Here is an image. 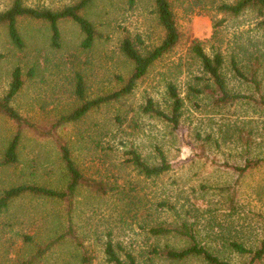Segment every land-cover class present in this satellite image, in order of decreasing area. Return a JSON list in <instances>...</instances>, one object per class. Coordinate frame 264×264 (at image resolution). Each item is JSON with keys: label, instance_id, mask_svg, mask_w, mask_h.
<instances>
[{"label": "rangeland", "instance_id": "1", "mask_svg": "<svg viewBox=\"0 0 264 264\" xmlns=\"http://www.w3.org/2000/svg\"><path fill=\"white\" fill-rule=\"evenodd\" d=\"M11 1L0 0V11ZM75 1L24 0V4L56 9ZM218 1L176 0L180 41L137 83L132 94L102 105L77 123L54 128L56 134L70 139L74 155L86 174L103 182L108 189L102 195L81 190L72 212L88 264H110L102 252L108 233L114 242L132 250L140 264H206L198 257L172 262L154 256L148 261L147 250L151 247L180 248L187 240L173 233L154 237L142 230L141 217L136 221L133 216L137 206L130 210L125 205L121 188L142 197L145 207L139 213L143 217L151 215L146 218L149 224L157 220L174 226L185 221L191 224L204 247L234 264L247 262L248 256L234 252L229 241L254 247L264 239V165L242 173L234 168L243 166L245 161L244 140L237 129L251 134L252 155L264 152V110L244 102L217 108L205 92L194 96L189 88V85L201 87L204 80L198 81L196 76L205 77L190 51L193 39L201 41L208 53L211 47L220 48L225 57L223 73L227 85L237 92H249L251 88L235 77L230 67L231 55L243 61L239 49L264 53V29L256 26L254 16L248 12L229 19L218 28L217 38H213V24L222 17L214 8ZM153 9L152 0H137L131 8L127 0H95L89 15L100 35L90 48L81 45L83 34L71 20L59 23V47L52 46L46 22L19 18L22 48L15 47L5 28L0 27V97L8 88L12 69L20 67L26 80L12 105L31 124L22 126L18 164L0 166V192L23 183L63 187V166L56 145L40 132L55 126L59 116L79 104L76 73L82 75L88 99L120 86L117 76L126 77L132 66L119 48L122 36L140 34L146 47L158 44L163 36ZM261 75L264 78V67ZM167 81L175 84L183 98L182 116L176 129L136 112L146 96L165 106ZM117 110L127 117L120 130L112 120ZM131 118L136 119V126ZM16 129V122L0 113V160L4 144ZM131 143L150 162L158 160L155 149L160 148L171 164L170 171L150 180L124 167L122 151ZM156 199H165L169 207L156 210L152 205ZM15 210L20 215L16 221L9 219L10 214L0 213V264H25L35 256L38 245L51 236L48 229L52 220L44 222L42 215L57 210L65 214L67 208L64 203L27 194L10 205L9 213ZM24 235L32 237V242ZM52 250L29 264H82V249L74 244ZM255 264H264V256Z\"/></svg>", "mask_w": 264, "mask_h": 264}, {"label": "trees", "instance_id": "2", "mask_svg": "<svg viewBox=\"0 0 264 264\" xmlns=\"http://www.w3.org/2000/svg\"><path fill=\"white\" fill-rule=\"evenodd\" d=\"M95 0H76L73 3L61 6L56 9L40 8L28 6L24 4V0H12L11 4L4 10L0 11V27L3 26L6 30L10 42L18 48L24 46V41L18 27L19 18H30L46 22L50 30V40L54 47L60 46V26L59 23L63 20L73 21L83 34L81 45L85 48H90L95 39L99 37L100 32L97 25L90 18V8ZM154 13L158 24L163 30V36L160 42L151 47L144 46V41L140 34L131 36L125 33L120 39L119 48L122 54L131 62L132 66L126 77L117 76L120 86L106 94L88 99L85 95V87L83 78L80 73H76L75 93L78 97L79 104L70 112L62 114L57 119L55 126L50 129L42 130L40 133L50 137L57 148L58 158L63 166L64 184L61 189H54L36 184H17L8 186L0 192V213L10 214L9 219L12 221L18 220L20 215L18 210L9 213V207L16 200L22 199L27 194H32L40 198L46 199L53 203H64L67 208L65 214L54 211L46 215H42L45 221L52 220L48 229L51 235L45 242L38 245L35 256H32L25 264H29L36 257H43L47 253L53 251L54 247H60L64 244H74L80 249L82 264H88L89 258L83 244V238L78 233V228L73 220L72 212L80 191L88 189L97 193L107 194L106 185L95 180L86 174L78 160L74 155L73 145L70 139H66L56 134L55 127H64L67 124H74L86 118L92 111L99 109L102 105H110L116 103L122 98L132 94L137 83L142 80L150 69L165 55L170 53L179 43L180 34L176 24V15L174 10V2L176 0H152ZM137 0H127L129 7H133ZM215 11L220 13L222 17L214 22L213 38L218 36V28L227 22L229 19H234L248 12L254 16V22L260 29H264V0H219L214 5ZM240 54H243V61H240L236 55L230 57V67L234 72L235 77L242 80L251 88L249 92L232 91L227 85L226 78L223 73V64L225 57L219 47H211V52L205 51L204 46L198 39H193L190 44V51L193 57L198 61L200 69L205 77H197L198 81L204 80L201 87L189 85L192 95L206 93L212 100L215 107H223L227 104L235 102H244L264 110V78L261 75L264 62L261 51L247 52L246 49H239ZM2 54L0 53V58ZM31 73V70L28 74ZM26 76H23L20 67H14L11 71V77L6 92L0 97V113L6 115L16 122L17 129L4 144L2 151L3 157L0 160V166H15L19 162V146L22 137V126L31 125L20 115V113L12 105V101L17 94L22 90L25 84ZM167 100L165 106H161L153 97L146 96L143 103L137 106V113H141L150 119H156L167 122L172 129H176L182 116L183 98L175 84L167 81L165 84ZM127 119L119 111H115L112 120L116 124L118 130ZM136 126V119L131 118ZM33 126V125H32ZM36 128V127H34ZM264 129V125H263ZM237 134L242 136L245 148V161L243 166L234 167L240 173L247 169H252L264 165V152L261 154H251L250 133L245 134L242 129H237ZM115 134V133H114ZM122 144L124 142L121 141ZM126 145V144H125ZM124 145V146H125ZM158 160L150 162L143 157L137 146L129 144L122 151L123 158L121 163L124 167L135 171L137 175L150 180L163 176L171 169V164L167 160L162 150L158 147L155 149ZM112 187L110 186V189ZM120 188H118L119 190ZM117 190V191H118ZM122 198L126 200L125 205L130 207L137 206L134 211V220H141L139 223L142 230L147 231L154 237L165 236L168 234H176L187 240V244L183 247L176 248L171 246L151 247L147 250L148 261L152 257L161 256L165 259L178 262L190 257H198L206 264H234L226 259H221L204 247L196 238L194 229L191 224L182 221L179 225L167 226L163 222L153 221L152 224L147 222L150 214L142 216L139 213L145 203L142 197H136L130 190L124 191L121 188ZM152 205L156 210L164 208L167 205L165 199H156ZM169 207V206H168ZM140 214V215H139ZM53 217V218H52ZM10 224V223H7ZM25 239L32 242V237L24 235ZM229 247L240 255H247L248 260L243 264H255L264 256V239L252 247L245 246L242 242L229 241ZM102 252L106 262L110 264H140L138 256L130 249L125 248L121 242H114L111 239V233L107 234L106 240L103 242Z\"/></svg>", "mask_w": 264, "mask_h": 264}]
</instances>
